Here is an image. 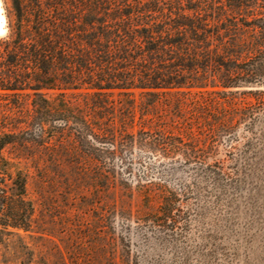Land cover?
<instances>
[{
    "label": "trees",
    "instance_id": "1",
    "mask_svg": "<svg viewBox=\"0 0 264 264\" xmlns=\"http://www.w3.org/2000/svg\"><path fill=\"white\" fill-rule=\"evenodd\" d=\"M13 1L0 36V264H32L22 232L55 235L32 180L62 190L96 249L130 254L125 228L147 244L186 238L203 191L239 175L260 137L264 0ZM69 249L65 264H91Z\"/></svg>",
    "mask_w": 264,
    "mask_h": 264
},
{
    "label": "rangeland",
    "instance_id": "2",
    "mask_svg": "<svg viewBox=\"0 0 264 264\" xmlns=\"http://www.w3.org/2000/svg\"><path fill=\"white\" fill-rule=\"evenodd\" d=\"M171 1L163 0L162 7H170ZM174 1L175 5L178 2L185 6L199 4V0ZM221 1L226 0H214V3ZM0 6V36H5L14 18V1L0 0ZM257 132L260 137L252 142L247 154L249 161L241 162L240 174L233 175L224 187L203 191L198 215L193 218L186 238H162L147 244L135 229L125 228L126 235L133 239L130 254L107 240L103 241L106 243L103 249H96L92 245L98 239L93 230L64 205L62 190L52 184L40 189L37 181L32 180L29 192L37 205L38 222L44 223L55 235L37 238L22 232L24 238L19 243L34 251L32 264H65L69 261L67 250L70 252L73 244L76 253L87 256L91 264H264V124ZM66 214L70 217L64 219ZM121 226L117 227L119 231ZM85 243L87 246H82ZM21 250L27 256L28 250L23 247Z\"/></svg>",
    "mask_w": 264,
    "mask_h": 264
},
{
    "label": "bare ground",
    "instance_id": "3",
    "mask_svg": "<svg viewBox=\"0 0 264 264\" xmlns=\"http://www.w3.org/2000/svg\"><path fill=\"white\" fill-rule=\"evenodd\" d=\"M1 7V6H0ZM0 16H1V14H0Z\"/></svg>",
    "mask_w": 264,
    "mask_h": 264
}]
</instances>
